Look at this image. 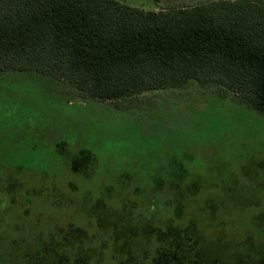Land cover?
Returning a JSON list of instances; mask_svg holds the SVG:
<instances>
[{"label":"trees","instance_id":"obj_1","mask_svg":"<svg viewBox=\"0 0 264 264\" xmlns=\"http://www.w3.org/2000/svg\"><path fill=\"white\" fill-rule=\"evenodd\" d=\"M7 72L115 103L195 83L264 113V2L146 11L118 0H0V74ZM137 193L88 202L65 225L51 219L22 264H264V212L235 223L224 197L198 202L189 188L139 210ZM80 212L85 221L74 218Z\"/></svg>","mask_w":264,"mask_h":264},{"label":"rangeland","instance_id":"obj_2","mask_svg":"<svg viewBox=\"0 0 264 264\" xmlns=\"http://www.w3.org/2000/svg\"><path fill=\"white\" fill-rule=\"evenodd\" d=\"M118 1L157 11L222 0ZM187 188L198 202L224 197L235 223L264 212V113L195 83L115 103L36 73L0 74V264H22L51 219L65 225L105 195L137 189L143 210Z\"/></svg>","mask_w":264,"mask_h":264}]
</instances>
